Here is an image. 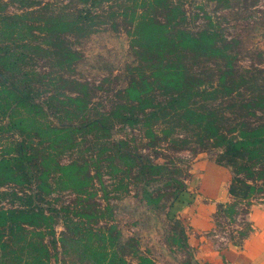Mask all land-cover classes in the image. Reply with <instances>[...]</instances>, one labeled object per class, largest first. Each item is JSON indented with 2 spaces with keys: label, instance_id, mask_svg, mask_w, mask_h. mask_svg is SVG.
Instances as JSON below:
<instances>
[{
  "label": "rangeland",
  "instance_id": "374dc122",
  "mask_svg": "<svg viewBox=\"0 0 264 264\" xmlns=\"http://www.w3.org/2000/svg\"><path fill=\"white\" fill-rule=\"evenodd\" d=\"M210 162L234 200L209 237L239 247L264 203V0H0V210L31 211L0 264L36 242L46 264H196L175 212Z\"/></svg>",
  "mask_w": 264,
  "mask_h": 264
},
{
  "label": "crops",
  "instance_id": "0c3cea01",
  "mask_svg": "<svg viewBox=\"0 0 264 264\" xmlns=\"http://www.w3.org/2000/svg\"><path fill=\"white\" fill-rule=\"evenodd\" d=\"M195 175L190 201L176 207L175 215L190 226L189 243L196 264H264V203L253 204L246 215L253 233L239 247L218 249L209 234L222 205L232 204L229 187L232 176L227 167L210 162ZM193 193V194H191ZM175 210V209H174Z\"/></svg>",
  "mask_w": 264,
  "mask_h": 264
},
{
  "label": "trees",
  "instance_id": "16d2710c",
  "mask_svg": "<svg viewBox=\"0 0 264 264\" xmlns=\"http://www.w3.org/2000/svg\"><path fill=\"white\" fill-rule=\"evenodd\" d=\"M27 206H30V205H27ZM31 206H33L32 204H31ZM35 207V206H34ZM37 209H39V208H37ZM42 213L44 212V210L43 209H41L40 210ZM31 211H28V210H26V209H16V210H11V211H5V210H0V227H1V224H2V221L4 222V221H6L7 220V218L10 216V217H12V218H14L15 217V215H20L21 217L22 216H24L25 217V215H27V213H30ZM44 214V213H43ZM42 220L44 221H48L49 219L48 218H46V217H44L43 215H42ZM42 221V222H43ZM44 221V222H45ZM34 224H36L35 226L36 227H40V226H43V225H41L40 223H34ZM43 224H45V223H43ZM46 225V224H45ZM44 225V226H45ZM25 226V228H28V227H30L29 225H24ZM47 226V225H46ZM33 227V226H32ZM43 229H45V228H43ZM52 245L53 246H55V247H57V242H56V240L52 243ZM1 248V247H0ZM34 248L36 249V252L38 253V258L36 259L37 260V263L36 264H46V262H47V260L49 259V258H51V255H49V251H50V249H49V247H47V246H45V245H43L41 242H36L35 243V246H34ZM2 249H3V247H2ZM55 250V249H54Z\"/></svg>",
  "mask_w": 264,
  "mask_h": 264
}]
</instances>
